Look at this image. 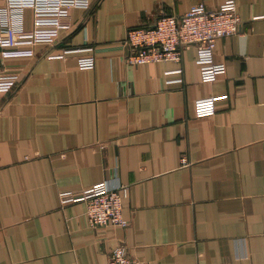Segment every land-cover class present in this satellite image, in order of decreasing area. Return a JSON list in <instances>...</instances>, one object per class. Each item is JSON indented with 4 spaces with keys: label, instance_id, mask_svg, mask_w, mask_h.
Returning <instances> with one entry per match:
<instances>
[{
    "label": "crops",
    "instance_id": "crops-1",
    "mask_svg": "<svg viewBox=\"0 0 264 264\" xmlns=\"http://www.w3.org/2000/svg\"><path fill=\"white\" fill-rule=\"evenodd\" d=\"M91 1L58 21L10 13L34 35L0 42V75L17 76L0 91V264H107L121 244L149 264H264V0H237L213 81L195 43L131 66L126 39L224 0ZM209 96L215 113L198 116ZM102 181L128 186L127 227L93 228L85 201L61 203Z\"/></svg>",
    "mask_w": 264,
    "mask_h": 264
},
{
    "label": "built area",
    "instance_id": "built-area-1",
    "mask_svg": "<svg viewBox=\"0 0 264 264\" xmlns=\"http://www.w3.org/2000/svg\"><path fill=\"white\" fill-rule=\"evenodd\" d=\"M8 4L0 8V42L7 35V44L15 46L20 38L33 36L26 33L20 20L13 19L10 13L20 12L25 7L34 10L37 21H58L67 14L68 8L89 9L91 0H7ZM241 16L237 0H224L217 9H210L200 2L183 15L164 14L159 16L151 26H138L128 30L125 61L136 66L148 62L163 60L180 61L182 48L186 44L197 43L196 63L200 68L202 80L213 81L217 74L225 69V64L215 60L216 42L221 37L231 36L240 29ZM95 57H82L81 68H93ZM17 76L0 75V91L10 88L2 85L4 80H15ZM220 96L199 98L195 102L196 114L206 116L215 113L216 101ZM128 186L112 187L102 181L80 193L64 191L60 193L62 204L85 201L87 216L93 228L101 226L127 227L129 220L123 214L124 199L128 197ZM107 264H149L129 253L127 246H116L110 253Z\"/></svg>",
    "mask_w": 264,
    "mask_h": 264
},
{
    "label": "water",
    "instance_id": "water-1",
    "mask_svg": "<svg viewBox=\"0 0 264 264\" xmlns=\"http://www.w3.org/2000/svg\"><path fill=\"white\" fill-rule=\"evenodd\" d=\"M195 44H197V43H195Z\"/></svg>",
    "mask_w": 264,
    "mask_h": 264
}]
</instances>
